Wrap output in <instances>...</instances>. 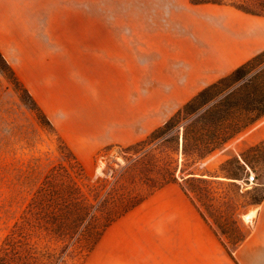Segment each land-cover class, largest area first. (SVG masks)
Returning <instances> with one entry per match:
<instances>
[{"label": "crops", "instance_id": "obj_1", "mask_svg": "<svg viewBox=\"0 0 264 264\" xmlns=\"http://www.w3.org/2000/svg\"><path fill=\"white\" fill-rule=\"evenodd\" d=\"M109 2L118 3L94 10L85 39L33 49L27 77L21 59L12 61L70 144H135L264 51V16L190 0ZM262 142L264 119L241 135L239 151ZM248 213L254 223L235 262L180 185L169 184L112 224L85 264H264V201Z\"/></svg>", "mask_w": 264, "mask_h": 264}, {"label": "trees", "instance_id": "obj_2", "mask_svg": "<svg viewBox=\"0 0 264 264\" xmlns=\"http://www.w3.org/2000/svg\"><path fill=\"white\" fill-rule=\"evenodd\" d=\"M190 1L264 16V0ZM0 70L56 137L63 159L47 172L2 240L0 264H85L112 224L169 184L180 185L236 262V250L251 233L239 216L248 206L261 204L264 193L248 192L246 198L234 183L242 202L217 196L214 187L225 184L213 179L240 180L245 175L243 154L222 163L215 175L198 173L197 167L264 119V51L202 89L145 139L125 147L127 165L95 183L1 50ZM111 147L102 152L108 155ZM261 147L264 142L251 150Z\"/></svg>", "mask_w": 264, "mask_h": 264}, {"label": "rangeland", "instance_id": "obj_3", "mask_svg": "<svg viewBox=\"0 0 264 264\" xmlns=\"http://www.w3.org/2000/svg\"><path fill=\"white\" fill-rule=\"evenodd\" d=\"M109 3L118 2L0 0V50L11 66L13 60L20 58V69L27 77L29 53L33 49L49 43L65 44L71 40L85 39L88 26L94 19V10L98 7L108 8ZM26 100V96L0 70V245L47 172L63 160L56 137L42 126L26 105ZM241 135L197 167L198 173L215 175L219 173L222 163L233 157L241 158L243 154L246 162L241 158V164L246 171L242 179H213L225 184L214 187L217 196L239 202L244 199L235 194L234 183L244 188L243 193L240 192L242 195L248 192L249 195L264 193V147L239 151ZM67 144L84 165L90 183L110 178L113 169L121 171L127 165L124 148L128 145L110 144L96 150L76 140ZM108 146L112 147L105 155L102 150ZM237 152H240V156ZM102 161L105 162L104 175L96 176V168ZM252 174L256 175L257 181L247 183ZM245 217L243 214L240 222L245 229H249L248 225L253 222L246 221Z\"/></svg>", "mask_w": 264, "mask_h": 264}, {"label": "water", "instance_id": "obj_4", "mask_svg": "<svg viewBox=\"0 0 264 264\" xmlns=\"http://www.w3.org/2000/svg\"><path fill=\"white\" fill-rule=\"evenodd\" d=\"M105 162L102 161L96 168V176L104 175ZM247 214H244V216Z\"/></svg>", "mask_w": 264, "mask_h": 264}, {"label": "built area", "instance_id": "obj_5", "mask_svg": "<svg viewBox=\"0 0 264 264\" xmlns=\"http://www.w3.org/2000/svg\"><path fill=\"white\" fill-rule=\"evenodd\" d=\"M255 181H257V179H256V175L252 174L251 176H249V178H248V183H250V184H254ZM243 189H244V188L242 187V191H243Z\"/></svg>", "mask_w": 264, "mask_h": 264}, {"label": "bare ground", "instance_id": "obj_6", "mask_svg": "<svg viewBox=\"0 0 264 264\" xmlns=\"http://www.w3.org/2000/svg\"><path fill=\"white\" fill-rule=\"evenodd\" d=\"M254 214L253 213H248L245 217V220L248 221V220H251L252 221V218H253ZM254 223V222H253Z\"/></svg>", "mask_w": 264, "mask_h": 264}]
</instances>
